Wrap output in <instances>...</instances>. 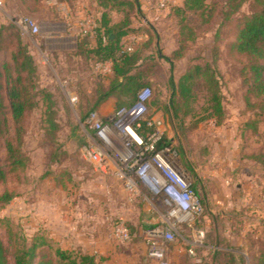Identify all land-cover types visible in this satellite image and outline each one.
<instances>
[{
  "label": "rangeland",
  "instance_id": "374dc122",
  "mask_svg": "<svg viewBox=\"0 0 264 264\" xmlns=\"http://www.w3.org/2000/svg\"><path fill=\"white\" fill-rule=\"evenodd\" d=\"M130 1L134 3L0 0V25L5 24L0 36V63L12 62L16 28L36 63L34 82L29 84L34 104L23 119L24 164L9 169L6 150H0V163L8 169L6 178L0 180V194L5 190L13 193L10 201L0 200V237L7 240L15 236L29 243L35 235H42L47 244L39 247L35 260L49 257L60 246L88 247L101 257L100 264H156L146 253L142 235L154 214L143 195L131 198L119 177L95 170L80 151L82 144L92 139L84 119L103 82L100 74L110 73L104 64L95 67L91 53L79 44L84 39L80 32L90 31L106 10L111 23L121 21L127 13L139 26L140 39L132 43V49L147 55L140 66L155 81L150 108L163 116L165 134L204 206L202 245L190 254L177 237L169 244L167 264H224L227 252L242 254L248 260L249 253L264 246V120L256 99L250 95L253 106L245 101L242 68L246 57L229 52L227 43L236 20L250 10L253 0L243 2L225 23H219L223 9L228 8L224 0H206L204 14L193 13L183 28L166 7L182 0H163V6L159 0ZM210 7L214 10L205 20ZM124 39L123 43H131ZM157 47L172 59L175 79L192 64L216 57L212 65L226 111L221 122L201 118L207 113L204 107L209 95L201 76L195 79L189 106L180 100L182 117L173 120L160 105L170 94L165 85L170 63L156 57ZM175 49H181L180 55ZM151 63L153 68L148 67ZM1 79L10 129L13 120L4 76ZM73 94L77 99L72 102L69 96ZM116 108L114 103L98 113L108 118ZM185 108L187 113H183ZM8 135L12 136L13 130ZM119 217L131 232L127 241L113 234Z\"/></svg>",
  "mask_w": 264,
  "mask_h": 264
},
{
  "label": "trees",
  "instance_id": "16d2710c",
  "mask_svg": "<svg viewBox=\"0 0 264 264\" xmlns=\"http://www.w3.org/2000/svg\"><path fill=\"white\" fill-rule=\"evenodd\" d=\"M107 1H112L113 4L129 3L132 5L134 3L130 0H99L103 5ZM134 1L138 4L136 0ZM245 1L224 0L228 8L223 9L219 23L230 21L232 14ZM135 6L137 12H139L140 7ZM166 7L172 9V12L182 23L181 28H183L188 22L187 19H192L193 13L197 12L203 15L208 5L206 0H182L181 4H167ZM213 10L211 7L207 10L209 14L205 17V20L210 17ZM235 23L233 37L227 43L228 50L246 57L245 65L242 68L246 82L245 101L249 106H253L254 103L251 102L250 97L252 95L256 99L258 113L264 120V0H253L250 10L241 15ZM4 26L5 24L0 25V36ZM138 29L139 26L131 21L127 13L121 21L111 23L108 12L103 10L101 15L95 19L90 31L80 32L84 39L79 44H82L91 53L94 64L110 61V73L108 75L98 73L104 83H99L101 87L96 89V97L88 112L98 110L99 104L109 96L116 97L117 107L132 105L136 100L138 89L144 86L151 87L155 83L152 75L140 66L147 55L139 53L137 49L128 50L124 48L123 38L130 33L139 32ZM16 30L14 32L16 41L12 51V62L3 61L0 63V150L2 148L6 150L7 158L11 164L9 169L24 164V156L21 151L24 133L23 119L26 112L34 104L33 93L29 90V84H33L34 72L36 71V63L27 48V43L22 41V33L19 29L16 28ZM89 37H92L94 42L89 41L90 39H87ZM1 47L0 41V49ZM174 52L178 56L181 49H175ZM150 56H154L153 50H150ZM156 57L166 59L170 63V73L165 84H168L170 94L168 101L160 105L165 108L172 119L174 120L173 117L177 119L182 117L180 115V100L189 106V100L194 96L193 85L195 79L201 76L209 89L207 105L204 107L207 113L201 118L212 117L216 123L221 122L226 111L222 93L219 91L215 65H212V62L215 63L216 57L214 56L212 61L206 60L203 64H192L176 79L172 72L173 62L169 55L163 53L157 47ZM148 67L153 68L152 63ZM2 76H4L6 82V93L9 101L8 110L13 120V127L10 129L2 94ZM152 102H154V99L151 97L150 107ZM188 110V108H185L183 113H187ZM9 130H13L12 136L8 135ZM163 141L171 143V139L167 136L164 137ZM7 170L5 165L0 163V180L6 178ZM12 196L13 193L5 190L0 194V200L6 203L10 201ZM46 244L47 241L42 235H35L29 243L15 236H9L7 240L0 237V264H9L10 259L11 264H100L101 257L88 247L74 249L58 246L53 249L52 255L49 257L39 256L35 260L39 247ZM214 254L217 256L219 252L216 250ZM225 254L228 258L224 264H234L235 262V264H264V246L258 251L249 253L248 260L242 254L236 255L233 252Z\"/></svg>",
  "mask_w": 264,
  "mask_h": 264
},
{
  "label": "built area",
  "instance_id": "2783aa9c",
  "mask_svg": "<svg viewBox=\"0 0 264 264\" xmlns=\"http://www.w3.org/2000/svg\"><path fill=\"white\" fill-rule=\"evenodd\" d=\"M163 6V0H159ZM37 29L35 25V30ZM131 50L140 34L130 33ZM104 62H96L101 67ZM152 89H138L132 105L117 107L108 118L98 110L87 113L84 124L91 131V141L82 144V156L95 170L119 177L130 197L143 195L153 211L152 222L142 229L147 255L156 264H167L169 244L180 237L190 254L203 243L204 206L188 170L172 143L163 141L166 123L150 108ZM73 102L75 94L69 96ZM114 236L127 241L131 232L123 218L113 224Z\"/></svg>",
  "mask_w": 264,
  "mask_h": 264
},
{
  "label": "crops",
  "instance_id": "0c3cea01",
  "mask_svg": "<svg viewBox=\"0 0 264 264\" xmlns=\"http://www.w3.org/2000/svg\"><path fill=\"white\" fill-rule=\"evenodd\" d=\"M124 38H125V39H126V38H130V35H129V36L126 35ZM125 39H124V40H125ZM90 40H91V42H94V39H93V38H91ZM103 64H104L105 66H107L108 70L110 71V61H104ZM114 103H116V97H115V96H109V97H107L103 102H101V103L99 104V106H98V110L103 111V110H105L109 105L114 104ZM110 114H111V113H110ZM169 138H170V137H169ZM182 164H183V163H182Z\"/></svg>",
  "mask_w": 264,
  "mask_h": 264
}]
</instances>
